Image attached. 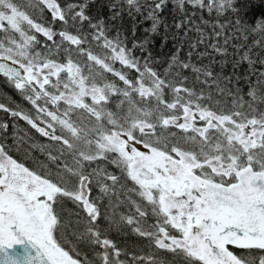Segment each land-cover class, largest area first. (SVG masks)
Listing matches in <instances>:
<instances>
[{
	"label": "trees",
	"instance_id": "1",
	"mask_svg": "<svg viewBox=\"0 0 264 264\" xmlns=\"http://www.w3.org/2000/svg\"><path fill=\"white\" fill-rule=\"evenodd\" d=\"M14 14L17 22L1 23L0 55L30 71L46 63L75 65L89 86L103 88L99 105L117 104L121 127L133 121L128 107L138 112L136 125L142 108L155 110L151 104L264 123V0H0V19ZM1 80L0 146L53 186L50 197L38 199L44 198L48 232L63 251L82 264H207L183 248L160 245L173 236L164 214L143 218L138 193L144 194L136 192L128 166L115 160L118 154L104 142L91 148L85 132L112 128L102 114L83 118L85 123L73 120L77 139H72L62 111L49 100L61 84L24 93L10 77ZM47 111L60 116L55 120ZM84 177L89 208L77 193ZM115 189L127 196L117 209L120 223L109 229L110 218L103 221V214L113 207ZM229 250L240 264H264V247Z\"/></svg>",
	"mask_w": 264,
	"mask_h": 264
},
{
	"label": "rangeland",
	"instance_id": "2",
	"mask_svg": "<svg viewBox=\"0 0 264 264\" xmlns=\"http://www.w3.org/2000/svg\"><path fill=\"white\" fill-rule=\"evenodd\" d=\"M18 15L14 14L13 17H6L3 16L0 19V26L3 20L8 21L10 24L11 22H17ZM18 23H16L17 26ZM12 25V24H11ZM17 29V28H16ZM115 58H118L120 61L125 62L124 59L121 56L115 55ZM104 62L98 61V66H102L104 69L109 71L108 68L104 66ZM112 74H114L113 69L109 66ZM27 78L31 79L34 82V86L37 87V89L44 90L45 84H54L55 86L61 84L62 89L60 93L57 96H51L49 100L50 103L54 102L53 107L59 108L62 112L61 115L64 116L63 120V127L67 131H69L70 137L72 139H77L76 136H74L75 128H72L71 122L77 118H80L82 122L85 123L83 118L85 120L89 119L91 116L94 118L99 117L101 114L107 115L109 122L111 123L110 126L112 128L108 130L105 128L104 130H97L95 131V135L99 137V142H104L107 144V149L115 151L118 155L121 156L122 160L118 157V155L114 156L115 160H118L125 166H128V169L130 171V176L133 178V180L137 183L138 186L141 187L143 194L151 198L149 200L150 204H153L157 202V200L153 199L154 194L153 192L156 191L158 193L157 199L160 201L162 208L164 209L165 205L168 206L171 203V200L168 198L167 194L169 193V190H167L168 182L163 181L160 177L157 175L151 173L148 170H145L140 162L141 159L144 158V153H141L140 150L137 148L131 147V142H136L135 145L139 144V141L134 139L130 133L131 130L129 129V126L121 127L122 123L118 121H122L120 118L116 117V110L114 105L107 104L105 107H103L104 112L101 110V106L99 105V101L105 100L103 98V88L101 87H92L87 84V79L83 77L81 74V69H76L75 65L67 64V65H57L55 63H46L44 65L38 66L36 71H30L27 67ZM53 73L49 74L46 71L52 70ZM102 70V69H101ZM30 71V72H29ZM39 74H43V77L40 79H36ZM101 75L100 72L93 71V76ZM120 76V75H119ZM124 78V76H122ZM124 80V79H123ZM17 86H20L18 82H16ZM144 92L152 91L151 88H143ZM61 100V103H60ZM153 108L157 112H160V118L162 121H164L165 124H167L168 127H166V132L162 133L160 135L158 134H152L145 136L143 139V143L146 147L152 148V149H158L160 147L161 149H166L167 152L169 149H172L168 146V142H172L170 137L171 135H176L179 137V134L181 132V137H179L177 144L183 151H185V154L183 155L189 163L193 162V160L197 161L199 158L201 161L205 162V156H206V150L207 147H203V142L200 141V151H192L187 147V145L184 143L183 138L185 139V142L187 141V137L191 136V138L195 137H201L203 139H208L207 137V123H209V119L212 118V113L207 112H194V110L190 109L189 107H177V110H174L173 106L161 104V108L156 107L155 104H151ZM126 111V115L129 116L133 121L131 123L132 128L139 129L140 131H146L149 132L151 130V125L146 122L143 123L141 120H135L136 125L134 123V119L138 118V112L135 113L136 109H130L128 107ZM48 115L52 117H55L53 119H57V117L60 116L59 113H54L53 111H47ZM198 116L200 118V121L202 122L201 125L203 130L201 132H193L192 134L188 136H184V134L187 133V130L190 129L189 126H187L186 120L190 118V120L195 124V120L198 119ZM113 118H116L115 120ZM53 119H50L52 122H55ZM227 119L232 123L233 125L238 124L241 126L242 130L240 134L237 133H231L234 137H239V140L244 143L245 145L255 143L254 139L249 136L251 132L247 131V125L237 122L233 118L229 117H221L218 118V122L221 124H224ZM104 121H107L106 119ZM153 123V122H151ZM258 122H250V125L257 124ZM261 124H264L263 122ZM177 129H176V128ZM253 127V126H252ZM179 130H181L179 132ZM237 131V130H235ZM230 136V135H229ZM260 143L258 142V145ZM176 146V147H178ZM173 148L172 150H179V148ZM2 147L0 146V149ZM128 149H130L131 153L128 152ZM257 150H259L257 148ZM107 151H105L106 154ZM230 153V151H229ZM100 155L96 156L99 157ZM9 157V158H8ZM7 158L0 157V196L4 195L5 193L12 191V192H20L21 194L25 195L26 197H29L35 205L38 207V212L41 216V219L43 221L44 227H48L49 222L51 221V216L49 215L45 203L44 198L38 199L39 196L42 194L45 196V198L50 197L52 190L54 189L53 186H51L49 183L44 181L41 178L36 177L32 172H29L26 168H24L22 165L16 163L13 161V159L8 155ZM79 157H81L79 155ZM149 160H152V158L149 156ZM125 162V163H124ZM109 165L103 166V168L108 167ZM100 167V166H98ZM86 169V167H84ZM102 168V167H101ZM184 179L182 180V182ZM201 187H204L202 183H200ZM175 185L172 184L170 187H174ZM100 192L103 193L104 190L100 189ZM79 195V191H77ZM115 196L116 199L113 203L111 209L103 214V221L105 220V215H108L110 218V225H108L109 229L112 227H117L119 224V219H122L121 216L118 214L117 209L118 206L124 203V197L127 195L125 194V190L115 189L110 192V196ZM108 196V197H110ZM131 200V199H130ZM127 201V200H126ZM86 208H89L87 206ZM128 202V201H127ZM128 204V203H127ZM141 207V206H140ZM126 211L130 212V209H126ZM107 217V216H106ZM141 216L139 215V218ZM142 218V217H141ZM138 218H135V220ZM172 222L175 224V226L180 229L182 226L188 227V223H185L180 219L179 211L174 213L171 218ZM137 221V220H136ZM138 222V221H137ZM165 232V230H162ZM129 232H132V230L129 229ZM140 233V232H139ZM183 237H175V236H169L167 242L160 241V245L167 247V248H174V247H180L183 248L186 252H189L192 255H195L199 257L201 260L205 261L207 264V261L209 260L208 257L204 252L208 254V251L206 247L203 249V253L198 248L197 242L195 238L190 234L189 232L184 233ZM63 254H65L63 251L59 254V257L62 258ZM61 261H64L63 259H60ZM213 261H216L212 258ZM210 261V260H209ZM81 263V262H80ZM262 263V262H261ZM221 264H240L236 260H232L231 258H228L226 261H224Z\"/></svg>",
	"mask_w": 264,
	"mask_h": 264
},
{
	"label": "flooded vegetation",
	"instance_id": "3",
	"mask_svg": "<svg viewBox=\"0 0 264 264\" xmlns=\"http://www.w3.org/2000/svg\"><path fill=\"white\" fill-rule=\"evenodd\" d=\"M46 72L49 74L52 73V71L50 70H47ZM0 76H8V75L0 74ZM42 77L43 74H39L36 79H40ZM29 80L31 81V85H26L24 88L22 87V84L18 82L20 85L18 91H23L24 93L33 89L37 91V87L34 86V82L31 79ZM13 81L15 82V80ZM2 84L3 83L1 80L0 85ZM0 88L3 91L5 90L3 85L2 87L0 86ZM33 101H35L34 98ZM111 103L112 102H109L108 104ZM33 105L36 106V103ZM116 105L117 104L114 105L116 110V117L123 120L122 115L119 113L118 107ZM122 105H123L122 109H125L126 105L124 103ZM100 106L102 110L103 106L102 105ZM157 107L161 108V104H159ZM102 111L104 112V110ZM194 112L199 113V111H195V110ZM141 114H142L141 121L143 123L146 122L145 121L146 119L153 122L151 125L152 126L151 130L149 132L140 131L139 129H137V125L136 128H132V125L130 124L129 129L131 130L130 134L132 135L130 137H133L134 139L139 141L138 145H135L136 142H131L130 146L137 148L138 150L141 151V153H144V158L141 159L140 162L145 170L150 171L151 173L160 177L163 181L169 183L167 185V190H169L167 196L171 200V203L168 206L165 205L163 209L160 201L157 199L158 193L156 191L153 192L154 194L153 199L157 200V202L153 204L149 203V200H151V198H149L146 195H141L138 193V195L141 197L140 200L143 202L142 217L143 218L152 217L153 219L155 218L159 219L160 218L159 214L163 213L164 215H162V217L166 220L168 229L171 230L173 236L183 237V235H185L184 233L189 232L195 238L198 248L203 253L204 247L207 248L206 238L207 237L214 238L213 237L214 231L210 229L211 224H213L214 221L212 220L213 216L210 215V213L214 209H216V212H218L216 216L218 217H223L226 214L229 215L238 214L236 211H234L233 209L227 206L215 205L210 197V189H212L213 187L225 188V187L236 186V184H239L241 182V175H243L244 173L258 175L264 178V124H261L262 120L260 118H258V120L260 121H258L257 124L252 125L253 127L250 125V122H246L247 131L251 132L249 136H251L254 139L255 143L245 145L239 140V137H234L233 135H231V133H237V132H238L237 134H240L242 130L241 126H239L238 124L233 125L232 123H230L228 119L224 124L218 122V118L224 116H219L212 113L213 117L210 118L209 123H207L208 139L206 140L201 138L200 136L195 138H191V136H188L193 132H201L203 130L202 126L199 125L202 123L200 121L199 116L198 119L195 120V124L190 120V118H188L186 120V123L187 126L190 127V129L187 130L186 134H184V136H188L186 142L185 139L183 138L184 143L187 145L189 149L197 152H199L201 148L200 141H204L203 147L205 146L207 147L206 156L204 157L205 162L201 161L199 158L197 161L192 159L193 162L189 163L187 159L183 156L185 154V151H183L177 145L179 144L178 138L181 137V132H180L181 130H179L180 132L179 137L176 135H171L170 139L172 142H168L172 144L170 146L172 149L178 146L176 148H179V150H177L176 152L175 150L172 149H169V151L167 152L166 149H161L160 147H158V149H152L144 145L143 139L145 136L152 134L160 135L162 133H165L166 127L168 126L167 124L164 123V121L161 120L160 118L161 114L156 110H154L153 112H145L142 108ZM102 115L104 120L105 119L107 120L105 121L107 127H110L111 123L109 122L107 115L105 114ZM89 119L85 121H88ZM113 119L115 120L116 118ZM226 132H231V133H226ZM66 133L69 135V131H67V129H66ZM80 133H84L82 129ZM85 134L88 138L89 145L91 146V148L94 149L95 144L99 141V137L95 135V131L93 130H90V132H85ZM258 142L260 143L259 145ZM257 148L259 150H257ZM128 152L131 153L130 149H128ZM149 156L152 158V160H149L150 159ZM0 157L1 158L8 157V154L5 152L3 148L0 149ZM170 158L177 159L181 162L184 176L180 180H177L176 178L173 177L174 176L172 172L173 165L171 164V162H169ZM84 179H86V187H87V178L84 177ZM183 179L184 181L182 182ZM200 183H202L204 187H201ZM172 184H174L175 186L170 187V185ZM139 189L143 193L140 186H138V188H135L136 192L139 191ZM88 192L90 193L89 189ZM88 196L86 199H83L84 204L86 201H88ZM87 206H89V201L87 202ZM177 211H179L180 219L185 223H188L189 226L187 228L182 226L180 229H178L170 219L171 216ZM150 214H157V215H150ZM148 225H150V223H148ZM161 229L165 230L164 227H161ZM129 233L133 234V232H129ZM119 234L120 233L116 231L114 232L113 236L117 237ZM231 245L237 247H249L248 245H243V244L238 245L234 243H230L228 246L223 247V243L221 242V246L223 247L224 252L228 256V258H231L232 260H236V259L233 258L229 250ZM145 249L148 250V247H146ZM204 253L210 260L207 261L208 263L221 264L219 260L215 259L216 261H213L212 258L209 256V254H207L206 252Z\"/></svg>",
	"mask_w": 264,
	"mask_h": 264
},
{
	"label": "water",
	"instance_id": "4",
	"mask_svg": "<svg viewBox=\"0 0 264 264\" xmlns=\"http://www.w3.org/2000/svg\"><path fill=\"white\" fill-rule=\"evenodd\" d=\"M0 74L30 84L24 67L2 56ZM169 162L173 165V177L183 178L181 162L174 158ZM245 174L241 175V185L210 189L215 205L227 206L238 213L223 217L216 216V209L210 213L214 238H206V249L211 258L221 263L227 259L221 242L264 247V178ZM88 193L86 179H82L80 199H86ZM61 251L45 229L38 207L28 197L17 191L0 196V264H82L65 251L59 257Z\"/></svg>",
	"mask_w": 264,
	"mask_h": 264
},
{
	"label": "bare ground",
	"instance_id": "5",
	"mask_svg": "<svg viewBox=\"0 0 264 264\" xmlns=\"http://www.w3.org/2000/svg\"><path fill=\"white\" fill-rule=\"evenodd\" d=\"M0 56H1V55H0ZM2 57H5V58H7V59H9V60H11V61H13V62H15V63L21 65V66H23L24 69H25V71H26V73H27V69H26V67H25L24 65H22V64H20V63H18V62H16V61H14V60H12V59L6 57V56H2ZM29 82H30V84H23V83H21V84L24 85V86H26V85H31V81H30V80H29ZM19 83H20V82H19ZM121 106H123V105H121ZM243 175H246V174L244 173ZM241 183H242V177H241V182H240L239 184H236V186L241 185ZM28 198H29V197H28ZM29 200H31V199L29 198ZM31 201H32V200H31ZM32 202H33V201H32ZM33 203H34V202H33ZM34 204H35V203H34ZM46 230H47V232H48V227H46ZM48 234H49V232H48ZM49 236H50V234H49ZM50 237H51V236H50ZM51 240H53V239L51 238ZM222 243H223V247L227 246V244H230V243H228V242H226V241H224V242H222ZM244 245L253 246L252 244H244Z\"/></svg>",
	"mask_w": 264,
	"mask_h": 264
}]
</instances>
